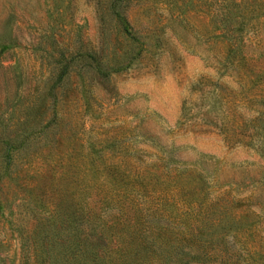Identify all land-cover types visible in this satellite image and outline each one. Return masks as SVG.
<instances>
[{"label":"rangeland","instance_id":"374dc122","mask_svg":"<svg viewBox=\"0 0 264 264\" xmlns=\"http://www.w3.org/2000/svg\"><path fill=\"white\" fill-rule=\"evenodd\" d=\"M221 2L0 0V264H59L71 214L102 236L104 264L117 240L123 264H264V144L258 156L228 135ZM257 32L248 45L264 48ZM35 229L50 257L35 255Z\"/></svg>","mask_w":264,"mask_h":264},{"label":"trees","instance_id":"16d2710c","mask_svg":"<svg viewBox=\"0 0 264 264\" xmlns=\"http://www.w3.org/2000/svg\"><path fill=\"white\" fill-rule=\"evenodd\" d=\"M123 1L125 0H114L118 8ZM259 9L255 4H250L249 0H222L218 9L214 12L216 35L221 39L224 47L227 46L215 57L217 58V63L221 65L224 71L219 77L222 79L224 77L229 79L234 77L232 82L236 85V90L227 94L225 98L229 101L227 110L225 111L229 122L228 129L232 131L228 132V135L233 138V143L241 146H250L249 148H252L253 152L258 156V151L261 149L262 144H264V48H261L262 46L258 45V43L254 47H249L248 40L251 42L252 36L250 32L254 30L258 31L257 35H262L261 38L264 37V8H262L259 14H255ZM114 13H117V16L121 19L127 36L135 40V30L129 21L119 11H114ZM140 53L139 50L137 54L139 55ZM92 57L94 60V66H92L93 72L99 74L102 78H106L109 72L104 70L103 63L100 62L101 59L98 57L97 52L94 51ZM229 67L233 68L235 72H231L232 74L227 72L230 71L228 70ZM65 75H67V65L62 67L55 83H59ZM235 108L245 110L247 118L236 114ZM246 121L251 125V130L241 132L240 128ZM237 133L238 137L235 139L234 135H237ZM20 135L21 138L19 137ZM24 138L25 136L19 133L16 139H14V148L21 147ZM2 141L8 146L10 145L9 140ZM259 158L264 160V157ZM191 168L194 169L193 167ZM185 177L188 178V175H184ZM261 177L264 179V172L261 174ZM82 217L81 214L78 218L74 214H71V222L75 220L73 235L67 233L65 227L67 219H60V226L54 233L62 249L59 264H104L105 253L103 249L105 247L99 244V241L103 238L99 233H94L93 235L86 233L82 225ZM199 220H202V216L200 215L191 220L187 225L186 232L183 233L184 236L186 234L189 235L191 232L188 229L197 227ZM48 222L49 219H41L37 228L48 226ZM44 235H41L37 229L33 232L32 241L35 248L38 249L35 255L37 256L40 253V256L50 257L45 247L47 243L50 244L51 242H45L46 236ZM132 243V246L136 245V243ZM115 245L118 246L119 251H122L121 256L109 258V255L106 254V261L109 258V264H123L124 256L128 252V249L125 242L121 240H117Z\"/></svg>","mask_w":264,"mask_h":264}]
</instances>
